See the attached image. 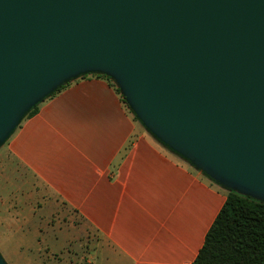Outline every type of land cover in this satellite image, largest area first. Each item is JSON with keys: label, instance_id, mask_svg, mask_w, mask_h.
I'll use <instances>...</instances> for the list:
<instances>
[{"label": "water", "instance_id": "95a60500", "mask_svg": "<svg viewBox=\"0 0 264 264\" xmlns=\"http://www.w3.org/2000/svg\"><path fill=\"white\" fill-rule=\"evenodd\" d=\"M79 74L110 77L158 142L264 203V0H0V140Z\"/></svg>", "mask_w": 264, "mask_h": 264}, {"label": "crops", "instance_id": "0c3cea01", "mask_svg": "<svg viewBox=\"0 0 264 264\" xmlns=\"http://www.w3.org/2000/svg\"><path fill=\"white\" fill-rule=\"evenodd\" d=\"M83 76L24 117L6 152L81 220L89 264H193L226 191L136 124L108 80Z\"/></svg>", "mask_w": 264, "mask_h": 264}, {"label": "rangeland", "instance_id": "374dc122", "mask_svg": "<svg viewBox=\"0 0 264 264\" xmlns=\"http://www.w3.org/2000/svg\"><path fill=\"white\" fill-rule=\"evenodd\" d=\"M106 77L118 90L113 80ZM118 94L127 111L134 116L119 90ZM48 98L38 101L31 108ZM30 109L0 140V258L4 264H89L86 260H89L90 247L84 234L77 231L81 220L64 205L49 199L51 196H46L35 179L20 169L6 152L7 141ZM136 122L143 127L138 119ZM167 150L175 158L184 160ZM208 179L226 192L233 191L259 201L236 190H227Z\"/></svg>", "mask_w": 264, "mask_h": 264}, {"label": "trees", "instance_id": "16d2710c", "mask_svg": "<svg viewBox=\"0 0 264 264\" xmlns=\"http://www.w3.org/2000/svg\"><path fill=\"white\" fill-rule=\"evenodd\" d=\"M93 76L109 81L102 74ZM68 84L60 86L49 98ZM36 109L37 106L31 108L25 117ZM193 264H264V203L233 191L226 192Z\"/></svg>", "mask_w": 264, "mask_h": 264}]
</instances>
